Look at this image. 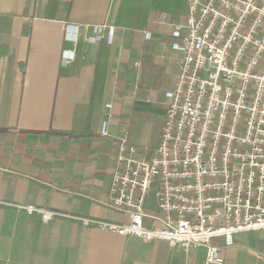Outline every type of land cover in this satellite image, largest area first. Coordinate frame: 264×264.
Instances as JSON below:
<instances>
[{
  "label": "crops",
  "instance_id": "crops-1",
  "mask_svg": "<svg viewBox=\"0 0 264 264\" xmlns=\"http://www.w3.org/2000/svg\"><path fill=\"white\" fill-rule=\"evenodd\" d=\"M186 15V0H0V264H203L204 247L84 221L127 222L106 207L117 144L158 142ZM100 25L114 29L111 44L88 41ZM24 206L63 216L45 222ZM222 255L264 264L261 234L235 235Z\"/></svg>",
  "mask_w": 264,
  "mask_h": 264
},
{
  "label": "built area",
  "instance_id": "built-area-1",
  "mask_svg": "<svg viewBox=\"0 0 264 264\" xmlns=\"http://www.w3.org/2000/svg\"><path fill=\"white\" fill-rule=\"evenodd\" d=\"M186 4L185 25L172 32L181 59L159 140L148 148L117 144L106 207L127 222L84 221L146 242L204 247L203 264H224L235 235L259 233L264 243V0ZM113 37L111 26L100 25L88 41ZM100 135L108 136V121ZM21 209L45 222L63 216Z\"/></svg>",
  "mask_w": 264,
  "mask_h": 264
}]
</instances>
